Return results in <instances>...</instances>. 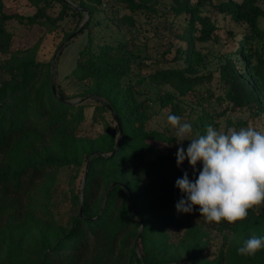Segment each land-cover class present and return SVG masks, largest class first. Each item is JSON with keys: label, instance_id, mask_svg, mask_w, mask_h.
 Segmentation results:
<instances>
[{"label": "trees", "instance_id": "obj_1", "mask_svg": "<svg viewBox=\"0 0 264 264\" xmlns=\"http://www.w3.org/2000/svg\"><path fill=\"white\" fill-rule=\"evenodd\" d=\"M25 1L34 9L30 15L8 12L0 0V264H264V249L237 254L251 235L264 237V204L234 224L208 222L198 210L178 213L184 194L175 181L185 171L194 180L193 170L187 160L177 167V151L170 149L176 140L149 126L154 107L179 116L178 104L189 96L199 109L195 132L203 135L207 125L219 130L217 120L236 110L264 133V0H112L105 10L92 1H86L90 7ZM94 8L119 38L96 36L90 27ZM85 12L90 19L79 28ZM10 22L48 32L62 22L72 32L87 30V43L61 85L58 59L51 79V63L36 59L41 39L16 46ZM147 24L171 37L156 56L170 55L171 66L154 61L142 73L147 58L134 51L142 45L135 33ZM220 30L237 47L218 53L215 94L202 90L213 76L202 72L206 57L199 45L219 42ZM62 84L81 87L73 97L79 100L67 96ZM143 85L154 90L153 98H141ZM97 124L103 131L94 134ZM65 168L71 187L58 194L57 173ZM207 230L224 235L213 255L204 254Z\"/></svg>", "mask_w": 264, "mask_h": 264}, {"label": "clouds", "instance_id": "obj_2", "mask_svg": "<svg viewBox=\"0 0 264 264\" xmlns=\"http://www.w3.org/2000/svg\"><path fill=\"white\" fill-rule=\"evenodd\" d=\"M167 120L180 145L176 165L187 160L195 177L190 180L185 171L175 181L184 194L175 205L178 213L198 210L208 222L234 224L245 220L249 209L264 204V133L252 127L219 132L207 125L202 135L190 123H182L180 116L170 114ZM186 136L191 138L184 139ZM185 140L190 142L186 149L182 146ZM198 162L202 169H197ZM261 249L264 237L251 235L237 248V254L252 256Z\"/></svg>", "mask_w": 264, "mask_h": 264}, {"label": "rangeland", "instance_id": "obj_3", "mask_svg": "<svg viewBox=\"0 0 264 264\" xmlns=\"http://www.w3.org/2000/svg\"><path fill=\"white\" fill-rule=\"evenodd\" d=\"M2 1L5 5V10L8 12H16L22 15H30L34 12V9L29 7L25 0ZM81 2L85 7L93 6L86 1ZM58 10L59 8L56 7L55 12H51L53 17L57 15ZM94 12L95 16L90 23V27L94 28L96 36H101L102 34L109 35L110 32L113 33V38H119V33L117 32L116 28L111 25L108 17L100 14L99 9L94 8ZM89 19L90 17L88 13L85 12L84 19L79 28L83 27L84 24L89 21ZM97 21L100 23L99 27H94L93 25ZM67 23L62 22L60 25L63 27L52 32H48L45 30V28H41L36 25L26 29L18 26L15 22H10L8 24V29L15 35L16 46H31L39 39H41L36 54V59L38 61L50 63L54 57V63L58 59L56 65V81L59 84L62 82V79L65 78V76L69 77V75L72 73V69L75 66L78 53L84 48L87 43V30H84L82 33H78L79 29H77L74 31L76 32V35L70 40V42L68 43L67 41L65 46L61 48L58 53H56L61 44L67 40L64 39V36L73 31V27L71 25H67ZM260 25L264 29V20L261 21ZM153 30L154 29L147 24L144 26L143 30L141 29L140 31L135 33V43H142V45H137L134 51L139 53L141 56H146L147 58L146 64L148 65V67H144L142 73H147L149 70H151L152 65H154V61L159 62L160 60L163 67L171 66V61L167 60L169 59V57H171L170 55L166 56V60L159 59L161 57L160 52L165 51V49L171 43V37L169 38L167 35L165 36V33L163 31H160L159 34H156ZM218 33L220 35L219 42L199 45V48L202 50L206 57V67L204 68V70H202V72L210 73L213 76L210 83H205L202 86V90H211L215 94H218L220 92L218 78L216 75V69L221 60V58L218 57V53L228 55L230 51L234 53L237 47L235 42L226 37L224 31L220 30ZM156 56H158L159 58L156 59ZM4 58L5 56H0V59ZM240 66L241 65L237 63V67L240 68ZM62 85L63 86L61 87L64 89L67 96L72 97L73 101L79 100L78 98L73 97L81 92V87L74 86L72 88H67L65 84ZM142 88L144 89V92L141 98L154 97L155 92L153 89H151V87L143 85ZM163 89L170 90L169 87H163ZM171 91H173V89H171ZM154 109L157 112L152 115L149 126L165 131L167 135L173 137L176 140L175 129H173V127L168 123L167 120V117L170 115V111L168 110V108L158 110L157 107H154ZM178 110L180 112L179 116L182 118V123L188 122L192 125L194 119L197 117V111L199 109L193 102V98L185 96L182 98V100H180V103L178 104ZM92 112V108L85 110L87 121H90ZM217 121L220 123L219 130L217 129V131L219 132H227V129L229 128H233L236 130L246 127H252L255 129L259 128V123L256 120H252L246 113L236 110L228 111L225 116L220 117ZM243 122H246V124H244ZM102 131V124H97L93 127L94 134L101 133ZM184 139H189V136L184 137ZM155 145L160 147L162 151H166L168 149V145L164 143L156 142ZM179 146L180 145H178L175 141L170 149L175 152L177 151ZM70 174L71 171L67 168L62 169L57 173L56 191H58V194L66 193L71 187L69 182ZM207 233V245L205 247L204 254L213 255L214 253H217L222 245H224V235L219 233L218 231L211 230H207ZM173 235L178 237L179 234L174 233Z\"/></svg>", "mask_w": 264, "mask_h": 264}, {"label": "built area", "instance_id": "obj_4", "mask_svg": "<svg viewBox=\"0 0 264 264\" xmlns=\"http://www.w3.org/2000/svg\"><path fill=\"white\" fill-rule=\"evenodd\" d=\"M79 1H92L97 4V7L100 10H105L109 7L111 4L112 0H67V2L72 6V7H77Z\"/></svg>", "mask_w": 264, "mask_h": 264}, {"label": "water", "instance_id": "obj_5", "mask_svg": "<svg viewBox=\"0 0 264 264\" xmlns=\"http://www.w3.org/2000/svg\"><path fill=\"white\" fill-rule=\"evenodd\" d=\"M75 35H76V32L72 33V34L67 38V40L61 44V46L59 47V49L57 50L56 53H58V52L60 51V49L63 48V47L65 46L66 42L69 41V40H71ZM54 59H55V57H54L53 60L51 61V67H50V68H51V79H53ZM89 163H90V162L88 161V163H87V165H86V171H85V174H86V172H87V170H88V168H89Z\"/></svg>", "mask_w": 264, "mask_h": 264}]
</instances>
